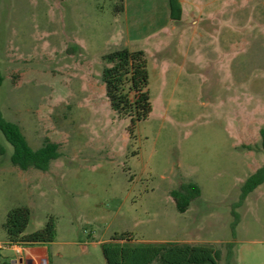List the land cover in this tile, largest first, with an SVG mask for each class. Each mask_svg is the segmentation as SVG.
<instances>
[{
    "label": "rangeland",
    "instance_id": "1",
    "mask_svg": "<svg viewBox=\"0 0 264 264\" xmlns=\"http://www.w3.org/2000/svg\"><path fill=\"white\" fill-rule=\"evenodd\" d=\"M116 1L0 0V112L33 149L48 138L59 152L46 171L22 170L0 132V261L18 255L4 222L23 205L26 233L54 219L48 264H107L101 244L122 232L210 245L220 264L230 242V264H264V182L234 206L264 163V0H187L195 34L145 38L143 27L136 46L162 48L146 56L151 111L133 128L102 80V55L122 47L134 16L115 14ZM138 1L144 20L158 0ZM187 182L201 193L180 212L170 191Z\"/></svg>",
    "mask_w": 264,
    "mask_h": 264
},
{
    "label": "trees",
    "instance_id": "2",
    "mask_svg": "<svg viewBox=\"0 0 264 264\" xmlns=\"http://www.w3.org/2000/svg\"><path fill=\"white\" fill-rule=\"evenodd\" d=\"M170 16L179 20L181 5L179 0H169ZM124 11V0H117L113 12ZM104 67L102 80L105 93L111 108L119 115L130 118L131 128L140 120L146 119L151 111L148 90L149 74L147 59L142 49L130 50L127 47L114 49L102 55ZM3 76L0 72V86ZM0 132L11 145L10 161L22 170L35 168L46 171L49 162L59 156L58 143L46 138L42 144L33 149L20 127L0 112ZM261 146L264 150V128L260 129ZM4 149L0 147V154ZM264 182V163L249 174L240 185L239 205L245 196ZM200 187L187 182L180 184L178 189L170 191L178 211L187 210L192 201L200 196ZM233 220L231 228H235L239 220L236 210L231 211ZM31 219V210L27 206H15L8 210L4 222L8 243L33 245L47 243L54 239L55 223L50 216L39 229L26 233L25 229ZM132 235L128 232L115 234L109 241L101 244L102 253L107 264H220L217 249L206 244H188L176 241L131 243ZM119 240H126L120 242ZM226 262L231 263L233 257L232 244L227 243Z\"/></svg>",
    "mask_w": 264,
    "mask_h": 264
},
{
    "label": "crops",
    "instance_id": "3",
    "mask_svg": "<svg viewBox=\"0 0 264 264\" xmlns=\"http://www.w3.org/2000/svg\"><path fill=\"white\" fill-rule=\"evenodd\" d=\"M187 0H179L180 5H181V16L179 20H174L170 16V5H169V0H158L156 1L152 6V8H149L151 15L150 16H145V19H141L136 15L146 9L141 8L143 6L142 1L138 0H124V11L122 14H125V20L128 21L127 13L130 11H134V16L131 18L132 23H125L126 29H124V34H125V39L122 42V47H127L130 50H135V49H142L145 52V55H149L153 53V50L157 52L162 48V46H155L152 44L151 46H136L137 42L140 40L142 37V30L143 27H148L145 38H149V36H152V34H155L157 32H163V33H174L177 30H181L184 32L188 27L192 28L191 32L192 34L196 33V26L199 23L200 16L195 17L193 15L192 11V21H188L185 19L186 16V10L184 8V4L186 3ZM191 4L193 6L197 5L194 0H191ZM134 6V7H133ZM140 14V13H139ZM152 26V27H151ZM187 27V28H186ZM134 43V44H132ZM148 45V44H147ZM169 44L165 43L163 47H168ZM260 185V184H259ZM258 185V186H259ZM254 188L251 192H249L243 201L240 203L244 205L248 198L251 196V194H254V196L258 197L259 194L264 193V191L258 194L252 193L254 190L258 188ZM239 199V198H238ZM150 242V241H146ZM163 242V241H159ZM8 243V241H7ZM9 247L11 249H14L18 255L10 261V264H48L47 262V255H48V249L46 247L45 243H38V244H33V245H19L15 243H8ZM0 264H9L6 260L0 261Z\"/></svg>",
    "mask_w": 264,
    "mask_h": 264
}]
</instances>
